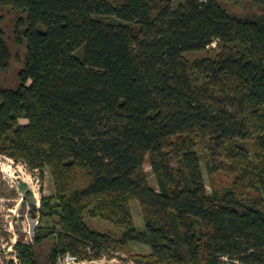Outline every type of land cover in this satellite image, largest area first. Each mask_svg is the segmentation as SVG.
Masks as SVG:
<instances>
[{"label":"trees","instance_id":"16d2710c","mask_svg":"<svg viewBox=\"0 0 264 264\" xmlns=\"http://www.w3.org/2000/svg\"><path fill=\"white\" fill-rule=\"evenodd\" d=\"M235 1L0 0V155L49 169L56 189L21 264H42V245L49 264L89 247L264 264V19L232 16ZM199 147L210 173L237 177L225 194H208Z\"/></svg>","mask_w":264,"mask_h":264},{"label":"rangeland","instance_id":"374dc122","mask_svg":"<svg viewBox=\"0 0 264 264\" xmlns=\"http://www.w3.org/2000/svg\"><path fill=\"white\" fill-rule=\"evenodd\" d=\"M182 1L183 0H177V4ZM226 8L232 16L253 20L264 19V0H237L231 5H227ZM111 22L116 23V20L113 19ZM216 46L217 44H214L211 48ZM202 55L206 56V54ZM16 72L17 66H15L13 71L9 73V76L2 78V80H12L13 83L16 77ZM21 124L26 125L27 121L22 120ZM198 151L202 157L203 175L208 194L221 195L231 190L237 180V177L226 173H210L207 168V153L202 147H199ZM144 169L147 174L150 187L159 191L157 178L149 160L146 162ZM28 191H31L30 201L39 203L40 208L44 198L55 196L56 189L50 170L32 171L26 163L16 162L7 156L0 155V264H21L20 253L17 245L20 240L27 243L26 239H28L29 233L34 235V240L31 242V245L35 244L36 229L32 218L28 217L29 206L25 201H23L24 196ZM249 195L253 198L258 194L254 191H250ZM132 210L137 227L140 230H143L144 222L139 203L133 202ZM86 221L87 224L94 230L100 232H115L111 226V228L107 226L101 219L87 218ZM11 223H13L14 227H11ZM24 229L27 230V233L24 232ZM132 247L133 253L138 252L142 254L147 251V248H143L139 245H132ZM37 252L42 264H49V247H45L43 245L39 246L37 247ZM115 253L121 252H103V254H108L112 258H114ZM122 254L134 259L128 253L123 252ZM224 262L225 264H240L237 262L233 263L227 259H224Z\"/></svg>","mask_w":264,"mask_h":264},{"label":"built area","instance_id":"2783aa9c","mask_svg":"<svg viewBox=\"0 0 264 264\" xmlns=\"http://www.w3.org/2000/svg\"><path fill=\"white\" fill-rule=\"evenodd\" d=\"M28 217L30 216L28 215ZM11 227H14L13 223H11ZM28 238H31V242H33L34 235L29 233ZM87 252L90 257L84 259L70 252L60 255L57 258V264H142L122 253H115L114 258L108 254H102L100 257L96 258L94 257V252L91 247L87 248Z\"/></svg>","mask_w":264,"mask_h":264},{"label":"water","instance_id":"95a60500","mask_svg":"<svg viewBox=\"0 0 264 264\" xmlns=\"http://www.w3.org/2000/svg\"><path fill=\"white\" fill-rule=\"evenodd\" d=\"M23 201H25L28 204V206H29L28 214L30 215V217L37 216L38 215V212H39V209H40L39 208V204L36 203V202H31L28 199L27 194H25Z\"/></svg>","mask_w":264,"mask_h":264},{"label":"bare ground","instance_id":"6f19581e","mask_svg":"<svg viewBox=\"0 0 264 264\" xmlns=\"http://www.w3.org/2000/svg\"><path fill=\"white\" fill-rule=\"evenodd\" d=\"M27 243L31 244V238L26 239Z\"/></svg>","mask_w":264,"mask_h":264},{"label":"crops","instance_id":"0c3cea01","mask_svg":"<svg viewBox=\"0 0 264 264\" xmlns=\"http://www.w3.org/2000/svg\"><path fill=\"white\" fill-rule=\"evenodd\" d=\"M24 232H26V233H27V230H26V229H24Z\"/></svg>","mask_w":264,"mask_h":264}]
</instances>
